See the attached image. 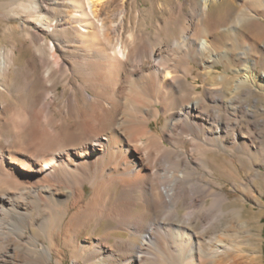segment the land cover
Instances as JSON below:
<instances>
[{
  "label": "bare ground",
  "instance_id": "6f19581e",
  "mask_svg": "<svg viewBox=\"0 0 264 264\" xmlns=\"http://www.w3.org/2000/svg\"><path fill=\"white\" fill-rule=\"evenodd\" d=\"M115 1L0 0V264H257L264 0Z\"/></svg>",
  "mask_w": 264,
  "mask_h": 264
},
{
  "label": "rangeland",
  "instance_id": "374dc122",
  "mask_svg": "<svg viewBox=\"0 0 264 264\" xmlns=\"http://www.w3.org/2000/svg\"><path fill=\"white\" fill-rule=\"evenodd\" d=\"M159 2L160 0H146V1L142 0V5L144 9H149L150 7H152L153 4L155 3L158 4ZM119 5H120V1L116 0L115 2L112 3V6L109 7L107 11L118 9ZM131 6H132V3L129 2V8ZM130 15H131V12L129 13V16ZM4 24H5V21L2 19L0 15V46H2L5 43V41L2 39V29H3ZM28 55H29L28 52L24 53V57H28ZM222 67H223L222 64L218 65V68H222ZM249 117H250L249 119L253 122L254 125H255V122L258 120L259 124L262 126V127L261 126L259 127L260 131L262 130L260 132V135L264 138V135H263L264 133V110L261 111V113L259 112V116L257 118L254 116H249ZM235 154L236 156H238V155H241L242 153L239 150H235ZM217 161L218 163H221L222 162L221 157H218ZM235 162H237L236 167L238 168V170H235L232 168L229 172H227L228 174H226V172L222 171L221 169V172L224 173V176L221 178H217V179L219 181H222L225 184V190L229 192V194L231 195L233 199L244 198L251 212L256 213L260 209L263 210V214L259 218L260 248L257 253H258L260 261L257 264H264V159L262 163L261 161H259L258 163L257 162L252 163L250 159L244 158L243 163L239 164L237 161V158L235 157ZM222 168H225V166L222 165ZM257 172H259V174H257ZM86 190H87L86 196H89L90 190L88 188H86ZM36 211L38 212L39 209H37ZM202 224H203L202 221H198L197 223V225H202ZM220 227H222L221 224H219L218 228ZM123 234H126V233L124 232ZM84 238L85 239L88 238L87 240L94 239V237L91 235H88L87 237L84 236ZM55 263L56 262L54 259L50 260L49 262V264H55ZM63 264H75V263L67 257L65 258Z\"/></svg>",
  "mask_w": 264,
  "mask_h": 264
}]
</instances>
